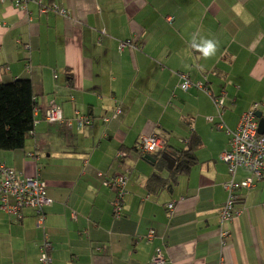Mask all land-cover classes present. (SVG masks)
Instances as JSON below:
<instances>
[{
	"label": "crops",
	"instance_id": "1",
	"mask_svg": "<svg viewBox=\"0 0 264 264\" xmlns=\"http://www.w3.org/2000/svg\"><path fill=\"white\" fill-rule=\"evenodd\" d=\"M37 1L69 16L0 0V83L29 79L37 104L33 135L20 150L0 151V163L20 177L38 172L51 204L42 227L31 212L18 223L0 211V264H38L44 237L52 264H150L158 249L165 264H264V180L237 192L231 222L219 218L230 178L220 159L225 130L254 103L264 118V0ZM196 33L219 42L214 56L190 46ZM121 42L134 47L120 51ZM180 74L192 83L187 91ZM221 93L219 117L212 97ZM50 108L63 124L44 120ZM75 112L92 123L78 128ZM151 134L165 141L158 152L194 139L193 165L173 181L167 167L157 171L145 159L153 155L135 149ZM122 173L115 218L102 183ZM153 174L167 185L149 189ZM248 175L238 170L235 179Z\"/></svg>",
	"mask_w": 264,
	"mask_h": 264
},
{
	"label": "built area",
	"instance_id": "2",
	"mask_svg": "<svg viewBox=\"0 0 264 264\" xmlns=\"http://www.w3.org/2000/svg\"><path fill=\"white\" fill-rule=\"evenodd\" d=\"M14 7L20 11L27 13V6L31 3L38 4L39 11L42 14L52 11L63 17L69 16V13L57 6H42L37 0H10ZM125 47H134L131 42H121L119 50ZM180 89L187 91L192 83L186 74H180ZM199 89L208 92L203 84L196 85ZM224 93L217 97H212V101L216 107L219 117L222 116L224 110ZM258 104H252L246 112H244L234 130H225L228 137V149L220 156L221 161L227 166L229 180L224 183L223 188L226 192V201L222 205L219 218L220 224L231 222L236 214L235 205L237 203V192L241 189L252 188L255 183L264 180V136L258 134ZM36 113V111L34 112ZM120 113L119 109L113 112L112 117H116ZM44 120L49 124H63L64 120L61 111L57 108H50L44 113ZM75 123L78 128L88 126L92 120L75 112ZM107 122V119L103 120ZM209 122H213V118H208ZM70 127L71 123L66 122ZM218 129H224L221 121L215 125ZM165 147V141L154 135L141 136L138 139L137 151L143 155H151ZM126 156L123 152L116 154V159L120 160ZM243 170L249 175L242 180H236V172ZM127 175L119 174L114 178L103 181L102 185L111 189L113 195L110 200V207L115 218L122 216L123 200L126 195ZM51 204L50 198L46 194V184L40 178L37 172L32 177H20L14 170L0 163V211L13 220L20 222L26 212H31L37 227H42L46 215L45 208ZM168 211H172L173 204L166 206ZM154 233L150 231L147 239H151ZM221 238H226L227 233L221 231ZM52 246L47 237H44L39 246L38 264H52L50 252ZM150 264H165V257L160 249L154 252Z\"/></svg>",
	"mask_w": 264,
	"mask_h": 264
},
{
	"label": "trees",
	"instance_id": "3",
	"mask_svg": "<svg viewBox=\"0 0 264 264\" xmlns=\"http://www.w3.org/2000/svg\"><path fill=\"white\" fill-rule=\"evenodd\" d=\"M36 108L37 104L29 79L18 78L9 82L0 83V151L11 152L24 147L26 140L33 135L36 123L34 116ZM83 116L93 120L90 116ZM196 144L197 142L192 139L185 142V149H177L174 152H168V149H164L161 152H158L159 150L156 151L151 154L155 160L153 162L155 168L157 171H160L162 167H167V163L162 159V156L166 155L169 157L174 162L173 168L169 170V179L173 181L176 175L186 172L193 165ZM166 185L167 180L162 179L157 174H153L147 180V187L151 190Z\"/></svg>",
	"mask_w": 264,
	"mask_h": 264
},
{
	"label": "clouds",
	"instance_id": "4",
	"mask_svg": "<svg viewBox=\"0 0 264 264\" xmlns=\"http://www.w3.org/2000/svg\"><path fill=\"white\" fill-rule=\"evenodd\" d=\"M198 33L193 34L191 39V47L197 50L205 59L215 55L218 50L219 42L215 39L199 37Z\"/></svg>",
	"mask_w": 264,
	"mask_h": 264
},
{
	"label": "water",
	"instance_id": "5",
	"mask_svg": "<svg viewBox=\"0 0 264 264\" xmlns=\"http://www.w3.org/2000/svg\"><path fill=\"white\" fill-rule=\"evenodd\" d=\"M256 118L258 119V134L264 136V118L262 117L261 113H256ZM145 159L149 162H154L150 156H146ZM162 159L167 163V169L171 170L174 166L173 160H171L166 155H163Z\"/></svg>",
	"mask_w": 264,
	"mask_h": 264
}]
</instances>
